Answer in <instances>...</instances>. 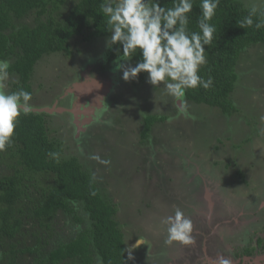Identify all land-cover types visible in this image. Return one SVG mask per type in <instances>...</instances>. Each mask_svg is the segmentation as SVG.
I'll return each instance as SVG.
<instances>
[{"label": "rangeland", "instance_id": "rangeland-1", "mask_svg": "<svg viewBox=\"0 0 264 264\" xmlns=\"http://www.w3.org/2000/svg\"><path fill=\"white\" fill-rule=\"evenodd\" d=\"M241 1L247 8L257 2ZM76 2L65 0L56 19L64 21ZM16 25L34 26L35 15ZM87 35L71 40V54L53 53L36 64L30 103L34 112L46 114L49 136L62 145L65 157H77L118 206L116 219L127 248L138 238L146 241L133 251L132 263L204 264L206 257L223 255L233 264H264V249L255 243L264 239V45L251 46L239 59L231 94L236 112L227 115L187 101L193 117L187 119L178 116L171 97L147 80L124 81L108 38L87 42ZM17 81L10 74L6 91ZM82 86L90 92L79 91ZM92 86L94 90L88 89ZM97 115L100 122H95ZM151 115L166 120L154 124L144 139L145 118ZM1 155L0 178L13 173L11 157ZM92 155L110 164H100ZM37 178L41 188L51 182ZM32 206L24 196L18 207L24 225L14 240L1 246L0 264L9 261L11 243L20 251L17 264H48L52 250L90 225L78 208L84 224L60 212L49 228L41 226L29 215ZM175 207L193 221V246L164 242L160 221ZM246 249L251 253L245 254ZM98 259L94 264H101Z\"/></svg>", "mask_w": 264, "mask_h": 264}, {"label": "trees", "instance_id": "trees-1", "mask_svg": "<svg viewBox=\"0 0 264 264\" xmlns=\"http://www.w3.org/2000/svg\"><path fill=\"white\" fill-rule=\"evenodd\" d=\"M65 0H0V59L12 60L9 73L18 81L12 91L24 88L32 91L31 78L36 64L46 55L70 52L73 38L84 36L87 42L109 38L106 21L100 11L102 0H77L64 21H58L55 13ZM161 6L170 7L172 0H160ZM35 15V25L16 23L30 14ZM248 14V8L241 0H220L211 23L216 26L213 42L205 47L207 64L202 66L200 75L205 79L210 75L213 86L189 89L185 99L196 105L220 108L231 115L237 109L231 101V94L238 81L237 66L243 52L253 45H264V28H239L238 21ZM200 16L199 0H195L190 14V31H198ZM117 45L111 51V58H118ZM140 59L133 57L134 65ZM147 80L142 73L137 78ZM45 113L33 112L19 118L13 146L6 152L10 160L12 174L0 178V248L6 241H12L24 225L23 209H18L24 196L31 199L30 208L34 219L41 226L54 221L62 212L79 224L84 221L79 215L82 208L90 225L79 229L68 243L58 246L47 256L48 264H94L98 257L101 264H132L127 259L125 235L116 219L118 206L100 188L91 173L83 168L77 157L66 158L62 145L49 136ZM165 117L155 115L145 118L142 133L148 139L154 124L164 122ZM49 152H59V162L50 158ZM38 176H45L48 183L39 187ZM38 192L36 195L31 189ZM95 193V195H92ZM75 202V203H73ZM20 208V207H19ZM259 246L264 249L263 240ZM7 264H17L16 245L11 243ZM253 250V249H252ZM123 251V253H122ZM26 252H34L26 250ZM246 249L245 254H250ZM126 261V262H125Z\"/></svg>", "mask_w": 264, "mask_h": 264}, {"label": "clouds", "instance_id": "clouds-1", "mask_svg": "<svg viewBox=\"0 0 264 264\" xmlns=\"http://www.w3.org/2000/svg\"><path fill=\"white\" fill-rule=\"evenodd\" d=\"M194 3L195 0H172L171 6L165 7L161 6L160 0H102L100 4L110 32L106 45L108 48L118 46L120 55L116 67L122 71L123 80L133 81L140 74H146L147 83L171 97L178 116L187 119L193 118L185 99L187 90H209L214 83L210 75L207 79L201 76L200 70L207 64L205 47L212 44L217 31L211 21L220 0H199L200 16L196 22L199 30L190 31V14ZM238 27L264 28V0H257L248 8V14L238 21ZM137 54L140 59L133 66L130 61ZM10 67L8 60L0 59V153L13 146L19 118L34 112L30 103L33 97L31 91L22 87L16 91H6ZM261 119L264 120V117ZM95 122H100L99 115ZM103 122L110 124V121ZM47 155L59 162V152H49ZM89 158L103 165L110 164L109 160L101 159L99 155ZM160 225L166 232V245L189 247L195 244L193 221L181 208L175 207L171 215L161 219ZM145 244L143 238H138L135 245L124 250L127 259H134L133 251ZM204 264L233 262L221 255L215 260L206 257Z\"/></svg>", "mask_w": 264, "mask_h": 264}, {"label": "water", "instance_id": "water-1", "mask_svg": "<svg viewBox=\"0 0 264 264\" xmlns=\"http://www.w3.org/2000/svg\"><path fill=\"white\" fill-rule=\"evenodd\" d=\"M92 87H88V89H91ZM86 90H87V86H82V89H80L79 91H84V92H86ZM88 91V90H87ZM88 92H90V91H88ZM91 94V93H90ZM86 95V94H85Z\"/></svg>", "mask_w": 264, "mask_h": 264}, {"label": "flooded vegetation", "instance_id": "flooded-vegetation-1", "mask_svg": "<svg viewBox=\"0 0 264 264\" xmlns=\"http://www.w3.org/2000/svg\"><path fill=\"white\" fill-rule=\"evenodd\" d=\"M259 240H263V242H264V239H258V241L255 242V243H257V245H259V244H258ZM257 245H256V246H257ZM256 246H255V247H256ZM244 252H245V250H244ZM243 257H245V256H243ZM132 264H133V263H132Z\"/></svg>", "mask_w": 264, "mask_h": 264}, {"label": "bare ground", "instance_id": "bare-ground-1", "mask_svg": "<svg viewBox=\"0 0 264 264\" xmlns=\"http://www.w3.org/2000/svg\"><path fill=\"white\" fill-rule=\"evenodd\" d=\"M98 84H99V83H96L94 86H97V87H98ZM97 87H95V88H97ZM92 89L94 90L93 86H92Z\"/></svg>", "mask_w": 264, "mask_h": 264}]
</instances>
